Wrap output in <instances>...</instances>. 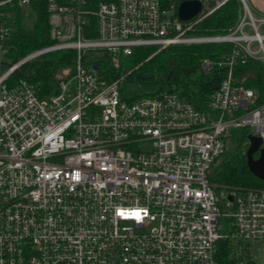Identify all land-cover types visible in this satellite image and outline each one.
I'll return each mask as SVG.
<instances>
[{"label":"built area","instance_id":"1","mask_svg":"<svg viewBox=\"0 0 264 264\" xmlns=\"http://www.w3.org/2000/svg\"><path fill=\"white\" fill-rule=\"evenodd\" d=\"M35 1L51 43L14 60L13 11L28 16ZM182 1L0 0V264H220L227 238L241 264L259 257L264 188L218 185L213 168L235 128L264 146V103L233 77L238 63L264 60V17L240 0L231 32L198 35L196 24L229 0H199L189 20L178 15ZM224 42L230 54L201 61L206 73L228 67L206 110L178 91L129 101L126 74L108 81L85 56ZM59 50L73 64L42 96L18 72Z\"/></svg>","mask_w":264,"mask_h":264},{"label":"trees","instance_id":"2","mask_svg":"<svg viewBox=\"0 0 264 264\" xmlns=\"http://www.w3.org/2000/svg\"><path fill=\"white\" fill-rule=\"evenodd\" d=\"M33 11L29 16L19 10L15 17L13 41L15 48L11 54L19 60L30 51L51 43L48 36L47 13L40 1L33 3ZM243 15L240 0H229L212 14L200 20L195 27L198 35L227 34L237 25ZM234 45L224 43L176 44L169 45L156 54L153 47H142L133 55L113 54L105 51L86 53L93 65L98 66L108 81L125 75L121 85L122 97L132 101L142 96H153L160 91H178L189 98L200 109L208 108L211 94L218 88L228 72V67L216 64L206 73L201 68V61L210 58L217 62L232 52ZM75 54L72 51H53L44 54L29 63L18 73H26L35 83L42 96L56 92L59 71L73 64ZM236 84H244L253 89L256 105L264 103V60L249 59L246 63H238L233 67ZM129 86L133 94L127 95L124 86ZM249 127L232 130L231 141L223 153L224 157L214 168L213 181L228 187H260L264 188V177L254 172L249 164L247 151L250 146ZM222 155V156H223ZM259 153L255 154V158ZM216 258L220 264H241L242 256H236L231 239H220L217 243ZM245 264H256L253 260Z\"/></svg>","mask_w":264,"mask_h":264},{"label":"water","instance_id":"3","mask_svg":"<svg viewBox=\"0 0 264 264\" xmlns=\"http://www.w3.org/2000/svg\"><path fill=\"white\" fill-rule=\"evenodd\" d=\"M202 8V4L199 0H183L178 9V15L182 20H189L197 15ZM94 69H98V66H93ZM250 146L247 151L249 164L254 172L264 177V146L260 138L250 135ZM259 153V157L255 158V154ZM230 199H233V194L229 195Z\"/></svg>","mask_w":264,"mask_h":264},{"label":"rangeland","instance_id":"4","mask_svg":"<svg viewBox=\"0 0 264 264\" xmlns=\"http://www.w3.org/2000/svg\"><path fill=\"white\" fill-rule=\"evenodd\" d=\"M249 5H250V3H249ZM250 7H251V5H250ZM252 8V7H251ZM253 9V8H252ZM27 11V10H29V7H23L22 8V11ZM253 11H254V9H253ZM254 13H255V15L257 16V17H259V18H262V17H264V14L263 13H259V12H256V11H254ZM15 15V17H16V12L15 11H13V16ZM29 16V15H28ZM161 51V50H160ZM62 70V69H61ZM59 71V73L60 72H62V71ZM124 90H125V93H127V95H131V94H133V90L129 87V86H124ZM229 140H232V138L230 137L229 138ZM228 147L231 145V144H233L234 145V141H228ZM224 157V155L223 156H221V159ZM220 159V160H221ZM220 160L216 163V165L220 162ZM215 165V166H216ZM215 166H214V168H215ZM214 168H213V174H214ZM220 231H222V232H226L227 231V229H226V225H224V223L222 222V220H221V223H220ZM234 243H232V245H233ZM255 263L256 264H264V251L262 250L261 251V253H260V255H259V257L257 258V259H255Z\"/></svg>","mask_w":264,"mask_h":264},{"label":"crops","instance_id":"5","mask_svg":"<svg viewBox=\"0 0 264 264\" xmlns=\"http://www.w3.org/2000/svg\"><path fill=\"white\" fill-rule=\"evenodd\" d=\"M248 2L254 11L264 14V0H248Z\"/></svg>","mask_w":264,"mask_h":264},{"label":"snow or ice","instance_id":"6","mask_svg":"<svg viewBox=\"0 0 264 264\" xmlns=\"http://www.w3.org/2000/svg\"><path fill=\"white\" fill-rule=\"evenodd\" d=\"M121 215H123V213H120ZM136 216L139 217V213H136Z\"/></svg>","mask_w":264,"mask_h":264},{"label":"flooded vegetation","instance_id":"7","mask_svg":"<svg viewBox=\"0 0 264 264\" xmlns=\"http://www.w3.org/2000/svg\"><path fill=\"white\" fill-rule=\"evenodd\" d=\"M258 158V157H257Z\"/></svg>","mask_w":264,"mask_h":264}]
</instances>
